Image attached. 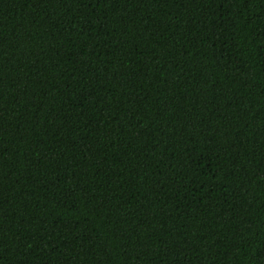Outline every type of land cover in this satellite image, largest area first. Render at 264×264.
Masks as SVG:
<instances>
[{
	"label": "trees",
	"instance_id": "16d2710c",
	"mask_svg": "<svg viewBox=\"0 0 264 264\" xmlns=\"http://www.w3.org/2000/svg\"><path fill=\"white\" fill-rule=\"evenodd\" d=\"M0 264H264V0H0Z\"/></svg>",
	"mask_w": 264,
	"mask_h": 264
}]
</instances>
